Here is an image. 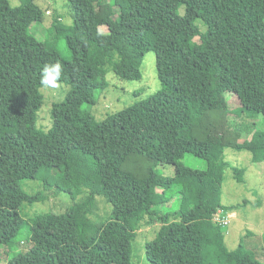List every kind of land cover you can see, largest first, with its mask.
I'll list each match as a JSON object with an SVG mask.
<instances>
[{"label": "trees", "instance_id": "1", "mask_svg": "<svg viewBox=\"0 0 264 264\" xmlns=\"http://www.w3.org/2000/svg\"><path fill=\"white\" fill-rule=\"evenodd\" d=\"M65 1L71 24L57 32L54 19L40 42L30 31L44 21L39 0H0L5 264H99L104 250L115 264H132L142 226L154 234L142 246L147 264H261L244 245L251 234L229 250L214 219L248 203L221 201L225 173L241 187L245 173L225 150L264 163V131L253 133L252 123L258 114L264 120V0H121L123 8L115 0ZM148 52L160 88L133 91L132 104L96 120L91 108L109 88L108 74L141 80ZM57 61V84L67 89L43 129L41 70ZM17 157L30 158L15 165ZM24 180L41 189L28 193ZM95 193L109 207L105 216L96 213ZM59 196L71 200L62 213L24 210ZM259 200L254 207H264Z\"/></svg>", "mask_w": 264, "mask_h": 264}, {"label": "rangeland", "instance_id": "2", "mask_svg": "<svg viewBox=\"0 0 264 264\" xmlns=\"http://www.w3.org/2000/svg\"><path fill=\"white\" fill-rule=\"evenodd\" d=\"M13 2V0H11ZM43 10L45 11L44 21L41 24L33 25L30 29L34 37L40 42H44L49 29L52 27L54 19L58 20L57 32H62L63 28L70 25L72 19L69 15V9L65 0H39ZM115 3L121 8L124 7L121 0H115ZM75 19L77 21L82 20V15L79 11L75 12ZM99 31L103 34L107 33L105 27H100ZM141 80L139 81H120L113 76L112 73L108 74V81L110 83L109 88L104 92L95 106L91 108L93 116L96 120H101L105 115L113 113L121 108L129 106L134 102L133 91L141 90L144 96L156 92L159 88V82L156 75L155 58L153 52H148L143 59L141 67ZM64 85L57 84L55 88L40 87L42 96V107L39 111L37 120V126L46 129L49 126L51 118V105L59 103L63 100L66 91ZM86 119H79L73 126L66 130L67 136H72L76 130L83 125ZM254 126V132L257 133L264 131V120L261 114H258L252 120ZM243 140H251L250 135L243 134ZM225 159L232 165L244 169V183L242 187L239 183L234 182L230 176L225 173V180L223 183V194L221 201L226 206L238 205L242 202V199H247L246 205H238L235 211L228 212L230 221L228 226L223 230L226 232L225 244L227 248L235 249L238 245V241L242 238L243 233L251 234L250 237H243L244 245L249 248L254 258L264 263V207L258 208L253 206V202L256 199L262 204L264 203V163L252 164L251 155L246 151H237L234 149H226ZM30 157H17L14 159V164L18 165L23 163ZM52 165H57L56 159H52ZM164 174L166 176L171 175L169 168L165 169ZM231 175V174H230ZM163 178H158L156 184H163ZM21 187L30 194H33L40 190V186L37 182L24 180L21 182ZM97 201V214L105 216L110 212L107 204L99 194L95 193ZM71 204L66 196H59L56 199H50L43 204H34L29 207L25 205V211L33 213L38 211H52L56 213H62L65 208ZM153 230L151 227H140L137 230V240L135 243L136 250L131 253L132 264H147L144 259L143 243L150 240L153 237ZM251 248V249H250ZM1 258L0 264H5V256L0 249ZM108 251L102 252V263L99 264H115L114 260L110 261ZM16 252L12 254L9 252V257H13Z\"/></svg>", "mask_w": 264, "mask_h": 264}, {"label": "clouds", "instance_id": "3", "mask_svg": "<svg viewBox=\"0 0 264 264\" xmlns=\"http://www.w3.org/2000/svg\"><path fill=\"white\" fill-rule=\"evenodd\" d=\"M63 73V65L57 61L45 64L41 70L40 84L44 88H55ZM229 215V213H227Z\"/></svg>", "mask_w": 264, "mask_h": 264}, {"label": "built area", "instance_id": "4", "mask_svg": "<svg viewBox=\"0 0 264 264\" xmlns=\"http://www.w3.org/2000/svg\"><path fill=\"white\" fill-rule=\"evenodd\" d=\"M214 221L217 222L218 225L224 229V228H226V226H228L229 221H230V217L227 214H221V212H219L216 215Z\"/></svg>", "mask_w": 264, "mask_h": 264}]
</instances>
